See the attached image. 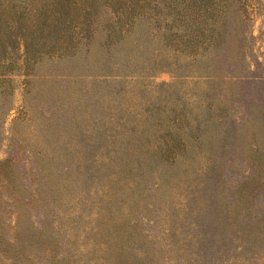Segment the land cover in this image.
Returning a JSON list of instances; mask_svg holds the SVG:
<instances>
[{
  "label": "rangeland",
  "instance_id": "1",
  "mask_svg": "<svg viewBox=\"0 0 264 264\" xmlns=\"http://www.w3.org/2000/svg\"><path fill=\"white\" fill-rule=\"evenodd\" d=\"M45 1L50 0L20 3L15 11L0 6L7 49L0 60L11 85L9 96L0 93V264H146V247L153 264H264V187L250 216L245 208L234 209L236 201L229 196L230 186H238L252 170L245 155L253 133L264 139V128L254 126L252 116L257 105L264 106V0L235 1L232 29L239 34L241 51L237 69L249 76V83L232 76L224 80L229 92L239 93L227 98L230 112L246 119L236 123L240 129L230 119L240 140L232 151L235 157L214 158L202 146L167 163L165 176L151 172L152 161H142L136 149L113 155L111 150L128 145L122 141L129 134L136 144L138 132L143 143H154L175 117L182 142L193 143L189 129L201 102L213 99L206 83L183 74V56L157 30L168 0H127L143 4L134 11L143 22L123 41L144 36L135 52L142 47L150 72L116 87L102 82V103L113 117L104 133L85 131L81 117L70 120L67 96L77 91L65 76L63 45L54 52L42 48L31 57L26 53V41L39 33ZM83 1L72 0L77 5ZM98 2L103 21L117 16L111 0ZM145 13L149 17L141 18ZM59 32L53 38L61 43L66 31ZM28 60L35 61V68L28 67ZM56 67L60 70L51 72ZM157 107L162 108L160 119L165 117L160 124L157 118L147 119ZM126 129L129 134L123 133ZM10 169L20 175L14 183L6 180ZM141 171L150 176L145 183Z\"/></svg>",
  "mask_w": 264,
  "mask_h": 264
},
{
  "label": "trees",
  "instance_id": "2",
  "mask_svg": "<svg viewBox=\"0 0 264 264\" xmlns=\"http://www.w3.org/2000/svg\"><path fill=\"white\" fill-rule=\"evenodd\" d=\"M29 1L31 2V0H0V6L5 5L2 8L5 11H15L20 3L26 4ZM98 1L84 0L81 5L73 3L72 0L45 1L39 11L37 22L39 33L31 41H26V53L31 57L42 48L43 51L54 52L59 44L63 45L67 57L65 76L74 83L73 86L77 91V96L73 92L67 96L70 120L75 121L81 117L85 131L94 130L104 133V126L113 117L112 114L110 115V110L105 109L102 103L100 96L102 82H112L116 87L121 80L140 75L146 76L150 72L148 67L151 63L142 47L140 51L135 52L143 35L132 43L123 41L124 34L131 32L135 25L143 22L134 14L139 4L141 6L143 4L140 1L111 0L117 16L103 21L99 15ZM235 1L168 0L165 2L167 10L159 13L161 27L157 30L163 35L165 44L183 56L186 63L183 74L206 83V89L213 97L205 105L202 104L203 101L201 102L200 114L196 115L195 123L189 129L190 134L194 136L193 143L182 142L181 127L175 117L170 120L171 125H166L167 132L159 133L154 143L149 141L143 143V138L138 132L140 139L134 144L128 138L130 134L127 129L124 130L123 133L129 135H125L126 138L122 143L127 142L128 145L121 149L113 146L111 155L129 154L136 149L142 161H152L149 165L150 171H157L161 176H165L167 163H173L181 155L195 154L196 148L202 146V150L212 153L214 158L226 161L230 156L235 157L232 151L240 140L233 129H240L236 123L244 122L246 119L230 112L231 107L227 98L230 95L238 98L239 93L236 89H231L229 92L224 80L232 76L238 80L245 79L249 83V76L239 73L237 69L241 63V51L239 34L232 29L235 24ZM140 17L145 19L149 17V13ZM61 28L66 34L60 43V40H54L53 37L61 34L59 32ZM103 31L106 34L105 38ZM6 50L0 32V59L1 54ZM4 64L0 60V93L6 97L11 94V85ZM28 67L35 68V61L28 60ZM226 68H229L234 75L227 73ZM59 70L56 67L51 72ZM118 91L111 97H116ZM220 96L226 97L222 99ZM235 109L241 111V105H236ZM156 114L159 117H156ZM162 116V108L157 107L156 112L152 111L147 119L157 118L155 121L160 124L165 118L160 119ZM252 116L254 126L260 125L264 128V106L257 105ZM230 119L234 128L230 126ZM133 131L138 130L134 128ZM204 132L206 134H203ZM253 135L252 142L247 147L249 152L245 155L252 165V170L248 178L241 181L238 186H230L233 191L229 195L236 201L234 209L245 208L249 216L253 214L257 199L264 187V139H260L256 132ZM109 138L113 142L117 140L115 135H110ZM40 176L44 179L49 178L48 175ZM139 177L145 183L150 176L141 171ZM18 178L20 175L10 169L6 180L14 183ZM145 250L148 252L146 264H153L150 248L146 247ZM121 251H127L126 242L121 244Z\"/></svg>",
  "mask_w": 264,
  "mask_h": 264
}]
</instances>
